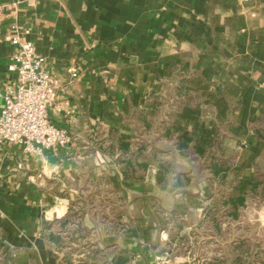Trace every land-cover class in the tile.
<instances>
[{"label": "crops", "instance_id": "crops-1", "mask_svg": "<svg viewBox=\"0 0 264 264\" xmlns=\"http://www.w3.org/2000/svg\"><path fill=\"white\" fill-rule=\"evenodd\" d=\"M8 33L33 42L59 77L50 119L74 135L38 155L0 143V241L11 264H61L65 250L49 240L46 222L71 211L83 212L67 223L84 229L73 240L113 246L127 264H154L175 239V216L181 236L197 230L217 190L206 179L174 190L157 184L141 115L189 131L198 124L201 140L221 133L232 157L221 184L252 180L264 163L253 127L264 114V0H0L3 82L16 79L9 64L18 46ZM143 148L133 159L147 171L126 178L121 152Z\"/></svg>", "mask_w": 264, "mask_h": 264}, {"label": "trees", "instance_id": "trees-1", "mask_svg": "<svg viewBox=\"0 0 264 264\" xmlns=\"http://www.w3.org/2000/svg\"><path fill=\"white\" fill-rule=\"evenodd\" d=\"M146 117L140 116L144 124L139 125V140L146 141L145 136H150L148 142L159 160L155 173L157 184L174 190L203 179L209 181L216 188L217 194L213 204L204 209V215L209 222L214 223L216 228L222 227L221 221L224 215L236 214L238 217L240 209L246 206L250 197L257 199L259 205L264 204V163L256 164V174L252 180L221 184L232 164V157L224 154L221 133L217 136L207 134L201 140L198 124L195 129L189 131L176 120L147 119ZM253 127L255 133L264 141V114L257 118ZM161 139H166L167 142H159L162 141ZM144 150L145 148L133 153L132 158L127 157L126 152H121V156H125L121 162V171L126 178L143 176L147 171L146 163L133 159L134 156L144 154ZM237 191L239 195L234 197ZM228 198L233 201L227 202ZM82 214L83 212L71 211L67 218L46 222L49 240L58 248L65 250V257L61 264H127L122 256L116 255L118 251L113 246L98 248L91 243L83 244L80 240L72 239L76 231L82 232L84 229L68 227L67 223H75ZM175 219L178 222L176 227L180 228L181 221L177 216ZM204 220L202 219V222ZM246 228H252L251 233H243L238 242L245 245L255 240L258 244L261 237L255 235L256 227L248 224ZM11 259L10 249L0 241V264H11ZM74 259L78 260L77 263L73 262Z\"/></svg>", "mask_w": 264, "mask_h": 264}, {"label": "built area", "instance_id": "built-area-1", "mask_svg": "<svg viewBox=\"0 0 264 264\" xmlns=\"http://www.w3.org/2000/svg\"><path fill=\"white\" fill-rule=\"evenodd\" d=\"M6 39L16 44L18 50L9 64L16 79L0 81V143L20 144L33 155L56 144H71L74 135L67 128L52 123L49 115L55 105L59 77L45 67V58L37 54L33 42L22 41L13 33H8ZM154 264L205 263L184 262L180 256L165 250L155 255Z\"/></svg>", "mask_w": 264, "mask_h": 264}, {"label": "rangeland", "instance_id": "rangeland-1", "mask_svg": "<svg viewBox=\"0 0 264 264\" xmlns=\"http://www.w3.org/2000/svg\"><path fill=\"white\" fill-rule=\"evenodd\" d=\"M231 201L233 200L227 199V202ZM247 204L250 206L241 208L238 217L236 214L224 215L221 228L220 226L216 228L213 222H209L204 210L197 213L200 214L197 218L205 220L201 221L197 225V230L187 237L180 235L182 228H177V219H173L175 239H171L169 247L165 250L189 257L192 261L200 260L205 264H264V226L255 219L259 217V204L257 199L251 197ZM248 224L256 227L254 233L261 237L258 244L255 240L245 245L238 242L243 233H251L252 228H246ZM77 261L73 260L74 263Z\"/></svg>", "mask_w": 264, "mask_h": 264}, {"label": "water", "instance_id": "water-1", "mask_svg": "<svg viewBox=\"0 0 264 264\" xmlns=\"http://www.w3.org/2000/svg\"><path fill=\"white\" fill-rule=\"evenodd\" d=\"M63 254H64L63 252H60V255H61V256H63Z\"/></svg>", "mask_w": 264, "mask_h": 264}]
</instances>
